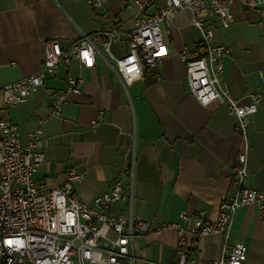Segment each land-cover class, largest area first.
<instances>
[{"label":"crops","instance_id":"crops-1","mask_svg":"<svg viewBox=\"0 0 264 264\" xmlns=\"http://www.w3.org/2000/svg\"><path fill=\"white\" fill-rule=\"evenodd\" d=\"M232 11L229 26L212 17L207 27L214 43L231 50L224 61L223 86L248 103L252 93L264 94V15L238 3ZM135 13L128 0H109L101 9L87 0H0V88L42 68L47 40L58 39L67 50L101 27L130 30ZM190 18L184 11L163 26L169 54L156 67L144 66L142 77L124 83L99 45L93 66H82L78 59L62 62L57 74L15 106H7L0 93V122L16 124L23 140L42 126L46 161L34 176L37 180L57 187L69 172L81 174L75 189L88 204L120 180L132 198L134 215L153 228L180 223L193 247L195 216L205 211V219L218 217L240 154L247 157L248 185L264 191V100L251 117L247 141L235 131L236 118L225 105L196 101L180 58L184 48L192 54L201 40ZM127 50L126 40L113 45L117 55ZM68 74L83 82L82 92L68 97L65 121L51 115L50 103L51 92L65 88ZM101 111L103 120L93 128ZM132 163L134 174L121 176ZM128 206L120 202L109 212L128 215ZM179 238L178 230L170 228L134 239L135 264H175ZM237 243L247 247L245 264H264V210L256 204L239 208L228 240L223 234L200 238L194 264H211Z\"/></svg>","mask_w":264,"mask_h":264},{"label":"built area","instance_id":"built-area-1","mask_svg":"<svg viewBox=\"0 0 264 264\" xmlns=\"http://www.w3.org/2000/svg\"><path fill=\"white\" fill-rule=\"evenodd\" d=\"M95 9L105 8L109 0H87ZM136 8L130 30L101 27L94 36L84 35L65 50L58 39L47 40L44 45L43 66L38 72L8 83L0 88L7 106H15L32 96L46 82L48 76L57 74L62 62L78 59L82 66H93L99 45L106 52L115 72L124 83L140 78L144 66L156 67L169 54L163 26H169L177 15L189 11L191 25L201 32L196 50L189 54L184 48L180 58L186 64L189 91L201 105L216 100L225 105L236 118L235 131L245 141L251 117L264 100L263 93H252L248 103H241L223 86L228 46L214 43V33L207 27V18L216 17L229 26L234 20L233 6L264 15V0H128ZM151 10L150 12H148ZM126 40L128 50L120 55L113 45ZM81 77L68 74L66 86L51 92V115H63L70 94L82 92ZM103 111L92 121L94 128L103 120ZM43 122V120H42ZM42 124V123H41ZM0 264H135L134 239L152 232L175 228L179 232L175 264H194L190 256L189 240L180 223H164L153 228L149 222L132 211V198L124 185L116 180L110 189L99 194L93 204H88L75 189L83 175L69 172L66 181L51 187L34 177L46 161L41 142L42 126L23 140L16 124L0 122ZM232 177V190L224 195L215 220L205 219V211L195 216L190 228L195 244L207 235L223 234L226 240L231 233V222L239 208L256 204L264 210V191L248 185L249 172L245 154L238 156ZM134 164L123 167L121 176L133 175ZM125 202L129 214H111L110 208ZM188 219L186 214L181 216ZM247 247L244 243L233 245L221 259L211 264H245Z\"/></svg>","mask_w":264,"mask_h":264},{"label":"trees","instance_id":"trees-1","mask_svg":"<svg viewBox=\"0 0 264 264\" xmlns=\"http://www.w3.org/2000/svg\"><path fill=\"white\" fill-rule=\"evenodd\" d=\"M189 250H190V255H194L196 252H197V249H196V243L193 244V247H189Z\"/></svg>","mask_w":264,"mask_h":264}]
</instances>
